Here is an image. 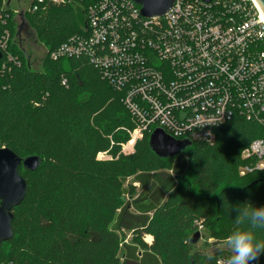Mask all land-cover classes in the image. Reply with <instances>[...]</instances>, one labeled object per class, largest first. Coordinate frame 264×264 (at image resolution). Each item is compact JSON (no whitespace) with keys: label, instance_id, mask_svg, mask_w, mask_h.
Segmentation results:
<instances>
[{"label":"trees","instance_id":"trees-1","mask_svg":"<svg viewBox=\"0 0 264 264\" xmlns=\"http://www.w3.org/2000/svg\"><path fill=\"white\" fill-rule=\"evenodd\" d=\"M94 0H45L26 19L46 46L36 68L17 41L13 9L0 22L10 33L0 60V148L39 155L24 201L14 208L13 237L0 244V264H217L228 248L206 253L193 241L199 225L216 243L235 229L237 205L264 206V170L242 176L243 150L263 130L237 116L215 129L213 143L193 142L174 158L151 149L146 132L130 154L121 151L136 121L89 55L53 58L86 35ZM33 3V1H32ZM106 152L108 159H99ZM133 178L142 186L138 197ZM132 197V196H131ZM134 208L137 213H130ZM133 232L130 244L119 232ZM153 237L152 243L144 240ZM264 239V230H257ZM121 249H125L121 258ZM212 256L211 261L207 260ZM253 264H264V254Z\"/></svg>","mask_w":264,"mask_h":264},{"label":"built area","instance_id":"built-area-1","mask_svg":"<svg viewBox=\"0 0 264 264\" xmlns=\"http://www.w3.org/2000/svg\"><path fill=\"white\" fill-rule=\"evenodd\" d=\"M32 1L34 12L45 0ZM7 17L0 8V22ZM85 30L51 57L86 53L123 93L136 127L122 153H132L156 128L178 140L213 143L215 129L237 116L264 134V17L255 0H175L155 18L143 17L133 0H94ZM9 38L8 31L0 38L2 53ZM242 158L240 175L264 170V135Z\"/></svg>","mask_w":264,"mask_h":264},{"label":"water","instance_id":"water-1","mask_svg":"<svg viewBox=\"0 0 264 264\" xmlns=\"http://www.w3.org/2000/svg\"><path fill=\"white\" fill-rule=\"evenodd\" d=\"M141 6V15L145 18L164 16L172 8L175 0H133ZM261 15L264 17V0H255ZM23 22L17 35L27 19L21 14ZM3 53L0 51V60ZM152 151L161 158H174L192 145L190 140H178L162 128H156L149 137ZM42 165L39 155L21 157L8 147L0 148V244L13 237L14 208L19 206L28 192L27 180L20 173V167L26 171H36ZM201 236L198 231L193 239L196 242Z\"/></svg>","mask_w":264,"mask_h":264},{"label":"rangeland","instance_id":"rangeland-1","mask_svg":"<svg viewBox=\"0 0 264 264\" xmlns=\"http://www.w3.org/2000/svg\"><path fill=\"white\" fill-rule=\"evenodd\" d=\"M31 1L32 0H4V5H8L11 9L14 10L13 17L15 19V26L17 33L20 28V25L23 22V18L21 14L24 13L26 17V12L28 11ZM16 36H17V41L21 46V48L25 51L27 55L30 56L33 66L36 68L41 67L47 49L44 43L41 40H39L35 29L30 25L28 20L24 24L21 30V34ZM98 158L108 159L110 158V155L106 152H102L101 154L98 155ZM133 181L134 179L130 178L126 182V184L133 183L135 187L132 195L128 193L125 194L127 202H131L133 198L138 197V195L142 191V186L139 183ZM129 211L130 213H137V211L134 208H130ZM198 231H200L201 236L194 243L196 249L200 251H205L206 253H212L215 252L216 250L227 248L226 246L223 245V243H216L215 239L210 237L208 231L204 226L201 227V225H199L197 232ZM119 234L123 243L130 244L133 241L134 234L132 231L123 229L119 232ZM144 240L148 244H151L153 237L151 235H145ZM124 251L125 249H121V253H120L121 258H123Z\"/></svg>","mask_w":264,"mask_h":264},{"label":"clouds","instance_id":"clouds-1","mask_svg":"<svg viewBox=\"0 0 264 264\" xmlns=\"http://www.w3.org/2000/svg\"><path fill=\"white\" fill-rule=\"evenodd\" d=\"M235 229L222 241L231 251L226 260L217 264H253L264 254V239H258L257 230H264V206L254 207L251 203L237 205ZM212 256L207 260L211 261Z\"/></svg>","mask_w":264,"mask_h":264}]
</instances>
